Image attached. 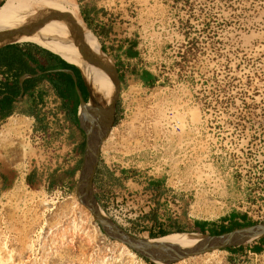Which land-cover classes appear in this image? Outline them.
Segmentation results:
<instances>
[{"label":"rangeland","instance_id":"rangeland-1","mask_svg":"<svg viewBox=\"0 0 264 264\" xmlns=\"http://www.w3.org/2000/svg\"><path fill=\"white\" fill-rule=\"evenodd\" d=\"M53 1L76 10L119 77L113 126L101 142L93 181L103 215L108 218L104 207L113 188L119 203L112 209L123 215L128 212L124 188L138 191L149 184L164 200L177 197L184 203L187 195L190 202L184 209L160 207L137 217L125 228L137 237L150 238L149 231L158 226L210 234V227L202 232L195 223L219 231L230 225L233 214L239 222L245 221L242 216L264 221V0ZM26 2L19 0L21 6ZM24 19V29L36 24L34 30L48 36H69L68 27L51 14L31 11ZM130 49L134 56L126 54ZM146 71L155 77L152 85L140 79ZM112 90L111 97L114 82ZM13 122L6 150L0 149V179L2 170L7 176L0 180V264H129L118 262L113 243L90 226L88 238L83 227H70L63 239L53 241L54 220L64 213L78 218L71 202L77 199L80 171L67 178L70 163L65 162L46 177L37 174L27 162V135L17 126L28 121L14 116ZM141 148L145 152L135 161ZM127 156L141 171L133 183L122 173ZM149 165L169 175L147 176L143 171ZM188 170L192 176H186ZM27 175L36 181L29 183ZM52 177L57 178L54 185ZM158 218L167 222L146 223ZM92 238L101 250L94 251ZM258 240L196 258L200 264H264V242L259 252L253 250ZM137 255L145 264H157Z\"/></svg>","mask_w":264,"mask_h":264},{"label":"bare ground","instance_id":"bare-ground-1","mask_svg":"<svg viewBox=\"0 0 264 264\" xmlns=\"http://www.w3.org/2000/svg\"><path fill=\"white\" fill-rule=\"evenodd\" d=\"M26 4L21 6L19 0L17 4L14 3V0H5L3 2V4L0 7V34L3 33L9 35L8 37H11L12 40L17 39V40L33 41L56 53H59L69 62L78 65L82 71L84 81L89 87L91 99L88 105L92 110V115L97 116L99 111L96 108H94V105L96 104V101L99 100L98 96L100 95L98 94L101 89L105 91L104 93H106V95L104 96V99L105 102L109 104L113 98L111 97L113 94V90H112L113 79L111 75V70L107 62L105 61L106 58L102 57L103 55L100 51L99 43L96 37H94L93 34L90 31H88V29H86L84 24L79 19L76 10L72 8L65 9L62 5L58 4L57 1H53V0L51 1L50 4L47 2V0H38V1L33 0L31 2L30 0H27ZM38 10L44 14H51L56 19H58V21L66 25L68 27L67 29H69L68 30L69 36L66 37L64 35L66 37L65 40L61 38L58 39L56 37H53V35L48 36L46 35V33L44 34V32L40 30L37 29L33 30L37 28L36 24L33 25L29 24V26H31L32 29L30 31L29 30L25 31L23 34H20V31L25 28L24 23L27 22L24 19L26 14H28L31 11H38ZM26 24H28V22ZM74 37L76 40H74ZM79 46H83L84 50L82 49L81 51L79 49ZM89 55L102 57V59L104 60L103 65L105 68L104 67L101 68L97 64H95V62L89 57ZM8 120L10 121L0 129V149L2 151L6 150L7 147L5 143L6 137L9 135V131L11 129H14L13 125H15V123L13 122V117H10ZM50 203H53V201H51ZM71 203L73 205V210H74L73 212L77 213L78 218H76V216L73 214L72 215L73 217L75 216V218H72L68 213L67 214L64 213L63 215L59 216L56 220H54V222H52V225L50 226L51 237H53V241H55V238L63 239V237L66 236V233L72 227L75 230L77 228L80 230L81 227H83L82 235L88 238L90 236L89 232L91 231H89L87 228L88 226H90L93 228L94 232L97 233L99 236H102L110 243H113V245L115 246L114 248H116L114 251V256L116 258L117 257L119 258V260L117 258L118 262L122 260L124 263L128 262L129 264H145V262L135 252H133L132 249H129L124 243L116 240L111 241L109 237L98 228V226L93 220V215L91 214V212L85 206H83L78 201V199L73 198V201ZM201 237H202L201 234L199 235L188 232L187 233L178 232V233H172L157 237L152 241L182 246V245H190L192 243H195ZM92 239H93L92 245L94 251L97 252L98 250H101L102 249L101 245H99V243H97V241L94 238ZM216 251L217 250H213L211 251V253L210 252L208 253L212 254ZM115 257H113V261H115L114 260ZM196 257H200V255L181 259L175 262V264H181L183 262H186L188 259L191 258L195 259ZM155 263L166 264L159 261H156Z\"/></svg>","mask_w":264,"mask_h":264},{"label":"crops","instance_id":"crops-1","mask_svg":"<svg viewBox=\"0 0 264 264\" xmlns=\"http://www.w3.org/2000/svg\"><path fill=\"white\" fill-rule=\"evenodd\" d=\"M2 39L0 127L10 117L21 116L33 120L35 129H46V106L54 96L59 100L65 129L73 131L74 113L78 115L83 101L91 98L80 67L33 41ZM2 171L0 180L4 182L7 176ZM26 178L30 183L36 181L31 175ZM207 227L215 228L205 224Z\"/></svg>","mask_w":264,"mask_h":264},{"label":"water","instance_id":"water-1","mask_svg":"<svg viewBox=\"0 0 264 264\" xmlns=\"http://www.w3.org/2000/svg\"><path fill=\"white\" fill-rule=\"evenodd\" d=\"M27 30L30 31L31 29H23L20 31V34H23ZM7 36L9 35L0 34V39L3 37L6 38ZM74 40H76L75 37ZM79 49L82 51L83 46H79ZM100 51L103 55L102 57L106 58L101 46ZM89 57L99 67H104V60L102 57L94 55H89ZM110 65L109 67L111 70L112 79L116 87L115 94L110 103L108 104L104 101L103 108L100 110L97 116H94L92 113L87 112L88 105H85L86 103L83 101L81 109L78 113L82 127L87 132L88 142L80 174L75 183V193L78 201L91 212L99 229L110 239L124 243L141 257L147 258L153 262L159 261L166 264H172L184 258L203 255L213 250H222L229 247L238 246L249 241L264 238V221H262L251 225L238 227L221 234H201L202 237L190 245L181 246L168 243L165 244L152 241L157 237L142 238L132 235L124 228L120 227L103 215L93 192V181L98 164V155L101 142L106 138L107 133L113 126L115 97L117 94L119 77L117 76L114 66ZM89 101L87 104H89Z\"/></svg>","mask_w":264,"mask_h":264},{"label":"built area","instance_id":"built-area-1","mask_svg":"<svg viewBox=\"0 0 264 264\" xmlns=\"http://www.w3.org/2000/svg\"><path fill=\"white\" fill-rule=\"evenodd\" d=\"M59 104V100L54 96H51L48 99V105L46 106L45 111L47 128L44 130L35 129L33 120H29L26 117L20 116V118L26 119L28 121L27 123L23 122L17 124V126H19V128H21L27 135V162H29V166L34 168L37 171V174H44V177H46L49 172L58 170L65 162H67L66 158L68 148L64 141V133L66 129L63 124L64 115L59 109ZM15 121L19 122L18 120ZM7 122L8 119L4 124ZM124 127H128V123L124 124ZM136 144L141 146L139 143ZM127 145L129 146L130 142H128ZM142 150L143 148L135 151L137 152L134 157L135 161H139L141 159L140 152H145ZM10 156L13 158V153L9 151L8 157L9 159H12ZM149 166L150 169L143 171L147 174V176L155 177L160 175H169L167 170H162L160 167H154L152 165ZM137 167L138 166L134 165V161L131 163L127 156L126 165L122 167V173L127 176L128 183H133V177H135V174L141 173ZM174 173H177V171H174ZM192 175L193 174L190 170L186 171V176ZM121 193L122 202H124V206L126 207L125 210L128 212L123 215H119L115 209H112L113 206H117L119 203L117 196L119 195V192L115 188L111 191V196L109 197L110 204L107 207H104V212L110 220L120 227L122 225V228L124 227V229L126 226L130 227L133 224L132 221H134L137 217L145 216L152 210L160 207H164L170 211L175 209H184V207H187L186 204H189L190 202L187 199V195H185L186 200L184 203L177 197L172 198V200H164L163 197L158 195V191L154 187H150L149 184L143 185L138 191L137 189L130 190L128 188H124V191ZM168 218H172V214H170ZM166 222V218L146 220V223L150 225H163ZM185 264H200V262L196 258H191L188 259Z\"/></svg>","mask_w":264,"mask_h":264},{"label":"flooded vegetation","instance_id":"flooded-vegetation-1","mask_svg":"<svg viewBox=\"0 0 264 264\" xmlns=\"http://www.w3.org/2000/svg\"><path fill=\"white\" fill-rule=\"evenodd\" d=\"M104 92L105 91H103L102 89L100 90L98 94L100 95L98 96L99 100L96 103L97 105L96 104L94 105V108H96L99 112L104 106L103 105L105 101L104 96L106 95V93ZM85 103H86L85 105H88L87 104L88 101H85ZM88 107L89 108H87L88 109L87 112L92 113V110L90 109L89 105ZM72 124L75 127L74 130L70 131L66 129L64 133V141L68 148L66 160H67V163L68 162L70 163L69 166H67L65 169V176L69 179L74 178L77 172L81 170L83 159H84V154H85V150H86L87 142H88V135H87L86 130L82 127L79 114L78 115L76 114L75 119L72 120ZM97 167H98V164H97Z\"/></svg>","mask_w":264,"mask_h":264},{"label":"trees","instance_id":"trees-1","mask_svg":"<svg viewBox=\"0 0 264 264\" xmlns=\"http://www.w3.org/2000/svg\"><path fill=\"white\" fill-rule=\"evenodd\" d=\"M0 6H1V4H0ZM126 54L128 56H134L136 54V52L135 51H132L130 49V50H127L126 51ZM140 79L142 80V82L145 85H152L153 84V80L155 79V77L152 74H150L148 71H146L145 73H143L140 76ZM75 117H76V115L74 113V118ZM56 182H57V178L52 177L51 178V184L54 185ZM29 183H30V181H29ZM236 218H237V215L233 214L231 216V218H230V225L229 226L222 227L221 230H219V231H217L215 228H211L210 229V234H214V235L215 234H221V233H224V232H227V231H231V230H233L235 228H238V227H242V226H246V225H251V224H254L255 223L254 221L246 220L244 216H242V218L245 220L243 222L237 221ZM205 224L206 223L201 222V221H197L195 223L196 227L199 228V230L202 231V232L205 231ZM175 231H178V232H186L185 231V228L183 226H176L173 230L162 229L160 226H158L157 229H153V230H150L149 231V237L150 238H155V237L163 236V235H166V234H168L170 232H175ZM258 242L260 243V245H254L253 246V250L255 252H259L261 250V243L264 242V238H260L258 240ZM235 248L236 247H229L227 249L228 250H234ZM144 259L146 261H149V259H147V258H144Z\"/></svg>","mask_w":264,"mask_h":264}]
</instances>
